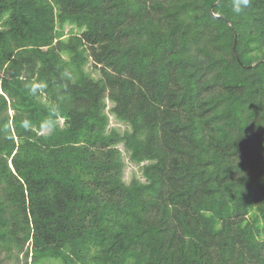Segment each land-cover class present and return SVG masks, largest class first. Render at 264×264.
I'll return each mask as SVG.
<instances>
[{"label":"trees","instance_id":"trees-1","mask_svg":"<svg viewBox=\"0 0 264 264\" xmlns=\"http://www.w3.org/2000/svg\"><path fill=\"white\" fill-rule=\"evenodd\" d=\"M232 5L0 0V264H264V0Z\"/></svg>","mask_w":264,"mask_h":264},{"label":"rangeland","instance_id":"rangeland-1","mask_svg":"<svg viewBox=\"0 0 264 264\" xmlns=\"http://www.w3.org/2000/svg\"><path fill=\"white\" fill-rule=\"evenodd\" d=\"M70 28H71L70 26L66 27L67 30H69ZM0 78H1V75H0ZM111 119H112V126L117 127L122 131L124 130L125 125L119 123L115 118H111ZM124 161L126 163V168L124 171L125 182L130 183L134 178H138L144 181V178L142 175V165H137V164L132 163L125 153H124ZM3 264H14V261L5 260Z\"/></svg>","mask_w":264,"mask_h":264},{"label":"clouds","instance_id":"clouds-1","mask_svg":"<svg viewBox=\"0 0 264 264\" xmlns=\"http://www.w3.org/2000/svg\"><path fill=\"white\" fill-rule=\"evenodd\" d=\"M249 6V0H233V5H232V11L239 15L241 14L247 7ZM53 111H55L53 109ZM44 125L46 128L50 129L51 131H55V121L52 120L51 118L46 119L44 121ZM24 126L27 128L29 126V122L25 121Z\"/></svg>","mask_w":264,"mask_h":264}]
</instances>
